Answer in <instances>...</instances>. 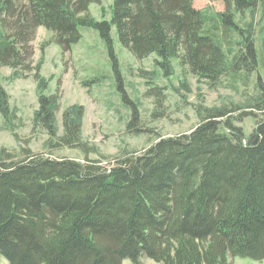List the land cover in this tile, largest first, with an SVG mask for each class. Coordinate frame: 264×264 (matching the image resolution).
<instances>
[{
  "label": "trees",
  "instance_id": "16d2710c",
  "mask_svg": "<svg viewBox=\"0 0 264 264\" xmlns=\"http://www.w3.org/2000/svg\"><path fill=\"white\" fill-rule=\"evenodd\" d=\"M102 0H0V64L40 70L32 60L39 26L68 50L81 27L99 30L114 59L112 27L138 58H174L215 83L259 67L254 11L264 0H224L225 9L194 0H114L112 18L89 11ZM262 49L264 24L260 28ZM237 47V48H236ZM263 59V53H262ZM115 65L117 61L115 59ZM42 87H45L42 84ZM259 87L263 84L260 81ZM149 93L160 95L158 88ZM53 96L42 93L37 117L52 129ZM264 102V99L262 100ZM263 110L264 103L254 105ZM0 108L8 95L0 86ZM226 108L205 109L190 132L159 137L138 155L105 167L99 159L52 157L0 149V256L10 264H232L230 256L264 258V114L246 137ZM140 112L133 105L130 130ZM61 146L81 144L80 123L64 119Z\"/></svg>",
  "mask_w": 264,
  "mask_h": 264
},
{
  "label": "rangeland",
  "instance_id": "374dc122",
  "mask_svg": "<svg viewBox=\"0 0 264 264\" xmlns=\"http://www.w3.org/2000/svg\"><path fill=\"white\" fill-rule=\"evenodd\" d=\"M113 3L114 0L93 2L89 11L96 19L110 20ZM194 5L214 12L225 9L224 0H194ZM244 16V24L246 20L254 22L259 67L251 72H231L215 83L191 72L178 58L173 59L171 72L167 73L156 53L136 57L122 44L115 25L112 39L117 66L96 28L82 26V37L65 50L56 42L42 48L52 32L39 26L31 43L32 60L34 64L41 62L40 70L23 71L0 64V86L8 95L7 112L0 108V149L22 152L30 148L45 156L99 159L108 167L119 156L142 153L159 137L190 132L204 110L211 108L231 111L228 117L248 137L257 123L256 114L250 111L264 114V108L254 106L264 103V44L262 49L260 32L263 9L259 5ZM152 88H158L160 95L149 93ZM42 93L55 98L52 129L36 115ZM133 105L140 112L138 131L128 128ZM66 114L80 123L78 146L59 143L65 133ZM230 260L232 264H264V258L248 256H230ZM143 261L161 264L146 256ZM0 264L10 263L1 255ZM122 264L132 262L126 258Z\"/></svg>",
  "mask_w": 264,
  "mask_h": 264
}]
</instances>
